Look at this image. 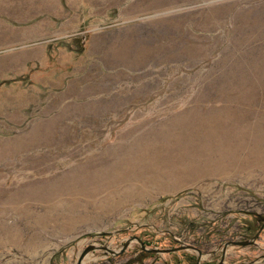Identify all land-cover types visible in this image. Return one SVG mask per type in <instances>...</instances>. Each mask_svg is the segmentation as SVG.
Instances as JSON below:
<instances>
[{"label":"rangeland","instance_id":"obj_1","mask_svg":"<svg viewBox=\"0 0 264 264\" xmlns=\"http://www.w3.org/2000/svg\"><path fill=\"white\" fill-rule=\"evenodd\" d=\"M262 220L264 0H0V264H213Z\"/></svg>","mask_w":264,"mask_h":264},{"label":"water","instance_id":"obj_2","mask_svg":"<svg viewBox=\"0 0 264 264\" xmlns=\"http://www.w3.org/2000/svg\"><path fill=\"white\" fill-rule=\"evenodd\" d=\"M257 234H258V231H256L254 233V235L251 238H249V239L232 240V241L224 242L223 245H222V248H221V254L219 256V259H218V261L216 263H213V264H223L224 250H225V247L227 245L245 246V245L255 244V239L257 237ZM132 239H134L139 244V247H140L141 250H146V251L151 252V253L161 254V253H167V252L181 250V249L193 250L196 253V256H195V261L196 262H195V264H206V263L198 262L199 259H200V251L196 247H194V246H192L190 244H181V243H179L178 246L169 247V248H145L143 245H141L142 244L141 241L136 236H132V237L124 240L122 242L120 248L117 249V250L110 249V248H108L105 245L88 244L79 252V254H78L77 258H76L75 264H81V261L85 257V255L87 253H89L90 251H93V250H96V249H100V250L104 251L105 253H108L109 255H118V254H120L121 252H123L125 250V248L127 247L128 243Z\"/></svg>","mask_w":264,"mask_h":264},{"label":"crops","instance_id":"obj_3","mask_svg":"<svg viewBox=\"0 0 264 264\" xmlns=\"http://www.w3.org/2000/svg\"><path fill=\"white\" fill-rule=\"evenodd\" d=\"M43 11V10H42ZM42 15V12H40ZM42 24H44V21L42 19H39V21L36 22L35 25L32 26H25L23 28L24 30L21 32V37L27 38L29 35V32L33 33L34 31L37 33L38 31L42 30Z\"/></svg>","mask_w":264,"mask_h":264},{"label":"flooded vegetation","instance_id":"obj_4","mask_svg":"<svg viewBox=\"0 0 264 264\" xmlns=\"http://www.w3.org/2000/svg\"><path fill=\"white\" fill-rule=\"evenodd\" d=\"M263 226H264V220L261 221V224H260L259 228H258L256 231H258V233H259L260 229H261ZM253 235H254V234H253ZM257 236H258V234H257Z\"/></svg>","mask_w":264,"mask_h":264}]
</instances>
